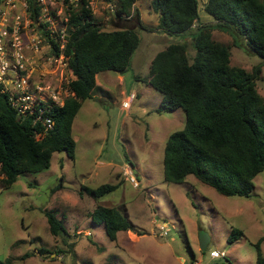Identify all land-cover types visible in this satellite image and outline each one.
Listing matches in <instances>:
<instances>
[{"label": "rangeland", "instance_id": "rangeland-1", "mask_svg": "<svg viewBox=\"0 0 264 264\" xmlns=\"http://www.w3.org/2000/svg\"><path fill=\"white\" fill-rule=\"evenodd\" d=\"M205 1L198 0L199 21L212 23V16L203 8ZM151 2L140 0L150 28L136 29L139 44L122 74L126 91L139 94L130 103V113L121 108L127 95H120L124 87L119 74L98 73L92 98L84 101L73 121L74 158L64 151L54 152L48 169L20 175L10 188H0V264H256L254 244L264 236V171L253 178L249 198L223 196L192 175L183 183L163 180L165 140L183 128L185 119L180 108V115L158 112L160 93L139 80L148 75L155 54L178 40L156 31ZM82 6L93 10L95 20L105 25L101 0L86 1L73 8L74 14L79 15ZM54 7L57 20V11L62 13V21L70 19V9H62L59 3ZM121 16L129 21L130 15ZM212 34L215 40L230 45L232 65L251 71L262 61L247 52L244 44L234 45L227 33L213 30ZM193 53L189 45L188 55ZM31 56L37 59L33 53ZM261 68L256 88L264 97V65ZM59 78V72L55 78L48 77L53 82ZM103 94L112 96L107 105L101 102ZM128 160L137 168V188L115 176ZM119 182L106 194L89 192ZM98 206L127 215L135 230L118 232L111 241L104 225L90 217ZM45 212L62 221L64 235L50 233ZM156 219L171 226L168 235H159ZM232 229L242 231V236L230 243L227 238ZM202 234L208 237L203 251L199 248ZM41 247L47 253L40 254ZM260 248L264 256V238ZM210 250L223 251L225 257L212 259Z\"/></svg>", "mask_w": 264, "mask_h": 264}, {"label": "trees", "instance_id": "trees-1", "mask_svg": "<svg viewBox=\"0 0 264 264\" xmlns=\"http://www.w3.org/2000/svg\"><path fill=\"white\" fill-rule=\"evenodd\" d=\"M28 2L31 16H37L35 1ZM82 2L85 5L86 0ZM134 2L115 1L116 18L109 21L114 28L108 30L95 20L90 8L82 6L78 15L67 4L74 30L64 53L75 76L69 82L73 95L63 106L52 108L54 125L43 137L36 139L33 132L34 126L43 127L33 126L30 117L18 118L6 94L0 92V188H10L20 175L48 169L54 152L64 151L74 158L72 122L82 102L92 97L96 74L127 71L140 40L136 29L150 28L140 20ZM151 8L158 16L156 31L179 41L157 52L148 75L139 80L160 93L158 112L180 108L185 119L183 128L169 134L164 144L163 180L183 183L192 175L223 196L249 198L253 178L264 171V97L256 88L264 65V0H206L203 8L212 23L199 21L198 0H152ZM121 14L130 15V25ZM213 30L227 33L234 45L244 44L247 52L262 61L251 71L232 65L230 45L215 40ZM189 45L194 49L192 57ZM119 185L102 184L89 192L99 196ZM45 216L50 233L64 235L62 221L52 212ZM90 217L104 225L111 241L118 231L135 230L127 215L113 207L98 206ZM240 236L242 231L232 229L227 240L232 243ZM263 238L254 244L256 264H264ZM38 252L47 250L41 247Z\"/></svg>", "mask_w": 264, "mask_h": 264}, {"label": "built area", "instance_id": "built-area-1", "mask_svg": "<svg viewBox=\"0 0 264 264\" xmlns=\"http://www.w3.org/2000/svg\"><path fill=\"white\" fill-rule=\"evenodd\" d=\"M38 7L37 16H31L28 0H3L0 3V92L6 94L10 105L20 119L30 117L32 125L40 124L43 129L34 126V136L40 139L53 128L54 120L50 111L63 106L65 99L72 96L69 82L75 79L69 67L68 55L64 48L71 32L69 18L57 11V20L53 11L59 3L75 10L83 5L82 0H34ZM89 4V1L86 0ZM116 0H101L105 21L116 15ZM70 9V8H69ZM61 22V23H60ZM71 31V32H70ZM53 41L55 47L51 45ZM37 59L32 58L31 54ZM60 78L53 82L48 79ZM134 95L130 96V99ZM128 107V102L122 103ZM124 177L134 186L139 182L130 163L123 168ZM159 235H168L171 226L154 221ZM212 259L225 257L223 251L210 250Z\"/></svg>", "mask_w": 264, "mask_h": 264}, {"label": "crops", "instance_id": "crops-1", "mask_svg": "<svg viewBox=\"0 0 264 264\" xmlns=\"http://www.w3.org/2000/svg\"><path fill=\"white\" fill-rule=\"evenodd\" d=\"M89 1V0H88ZM91 1V0H90ZM134 8L135 9H137V12H138V14H139V18H140V20L145 24V25H147L148 24V19H147V17L145 16V15H143L142 13H141V10H140V0H135V2H134ZM150 9V8H149ZM152 9V8H151ZM151 11V10H150ZM92 12H93V15H95V12L92 10ZM151 13H154V12H152L151 11ZM153 16H154V18H155V20H156V22H155V24H154V26H156L157 24H158V16H157V14L156 13H154L153 14ZM94 18H96L95 16H93ZM200 20V19H199ZM110 21V20H109ZM109 21H106L105 22V25H103V24H101L102 25V27H103V29H113L114 28V26H113V24L110 22L109 23ZM100 22V21H99ZM124 23H126V24H131V22H129V21H123ZM148 26V25H147ZM193 26H195V24L193 25ZM158 34H160V33H158ZM160 35H165L164 33H162V34H160ZM100 73V72H99ZM98 75V73L96 74V76ZM96 76H95V81H96ZM117 78H118V80H119V82L123 85V87H124V90L122 91H120V95H122V94H125V95H127L126 97H123L122 98V102H121V108L123 109V110H125L127 113L129 112L130 113V109H131V102H133L138 96H139V94L138 93H136V92H134V91H126V86H125V82H124V76L122 75V74H119V75H117ZM143 82V81H142ZM144 84H145V86H149L148 84H146L145 82H143ZM150 87V86H149ZM131 95H134V98H132V99H130V96ZM92 98V97H91ZM88 99H90V98H88ZM87 100V99H86ZM110 100H112V96H110V95H105V94H103V96H102V98H101V102H102V104L103 105H107L108 103H109V101ZM160 100H161V97H160ZM85 101V100H84ZM84 101L82 102V104H81V107L83 106V103H84ZM123 102H128L129 103V106L128 107H123V105H122V103ZM159 104H160V101H159ZM81 107H80V109H81ZM159 107V106H158ZM79 109V110H80ZM179 109V108H178ZM178 109H176V110H174V111H172V112H170L171 113V115L170 116H173L174 114H178V115H180V113H179V111H178ZM182 110V109H181ZM183 111V110H182ZM79 112V111H78ZM77 112V113H78ZM77 115V114H76ZM76 115H75V117H76ZM74 117V118H75ZM73 121H74V119H73ZM72 125H73V122H72ZM71 132H72V126H71ZM172 133V132H171ZM170 133V134H171ZM169 136V135H168ZM73 137V136H72ZM74 139V138H73ZM167 139V138H166ZM75 141V140H74ZM165 142H166V140H165ZM165 144V143H164ZM75 148H76V142H75ZM127 163H131L132 164V166H133V171H134V173H135V175H137V168L133 165V163L131 162V161H127V162H125V164H127ZM124 164V165H125ZM124 165L121 167V171H118L116 174L117 175H115L116 176V178H117V180H119V181H127L126 180V178L124 177V174H123V168H124ZM162 167H163V165H162ZM186 179H187V177H186ZM185 179V180H186ZM132 185V184H131ZM133 186V185H132ZM134 187V186H133ZM139 187V186H138ZM134 188H137V187H134ZM150 191V190H149ZM149 193V192H148ZM151 193V192H150ZM152 194V193H151ZM153 195V194H152ZM157 220V219H156ZM155 221V220H154ZM153 221V222H154ZM118 232H124V231H118ZM117 232V233H118ZM127 232H130L129 230L127 231Z\"/></svg>", "mask_w": 264, "mask_h": 264}, {"label": "water", "instance_id": "water-1", "mask_svg": "<svg viewBox=\"0 0 264 264\" xmlns=\"http://www.w3.org/2000/svg\"><path fill=\"white\" fill-rule=\"evenodd\" d=\"M207 243H208L207 235L202 234L200 236V242H199V248H200L201 251H203L206 248Z\"/></svg>", "mask_w": 264, "mask_h": 264}]
</instances>
